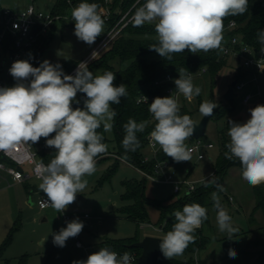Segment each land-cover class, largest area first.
<instances>
[{"label": "clouds", "instance_id": "9594fccd", "mask_svg": "<svg viewBox=\"0 0 264 264\" xmlns=\"http://www.w3.org/2000/svg\"><path fill=\"white\" fill-rule=\"evenodd\" d=\"M248 6L249 0H144L142 5L135 7L131 19L136 27L154 23L158 43L149 48L163 59L172 60L174 53L185 50L193 54L223 51L224 19L243 15ZM98 8V4L84 0L71 11L74 34L89 45L104 30ZM258 42L264 45V30L258 32ZM9 71L17 83L13 87H0V151L6 155L18 153L23 146L46 138V146L55 148L56 152L47 165L42 162L35 165L34 172L40 180L38 188L47 196L41 206L63 213L87 187L85 177L96 171V158L107 153L108 144L104 142L103 133L112 131L117 115L111 106L127 97V86L123 83L115 86L116 76L112 71L94 75L86 62L78 64L75 75L65 74L60 64L53 65L48 60L38 67H33L28 60H17ZM178 73L179 78L174 80L178 96L183 95L189 101L199 96L201 88L193 84L191 73L185 68H180ZM77 93L86 94L84 109L72 107L73 102L79 103ZM178 96L156 97L149 104L148 111L156 122L150 136L174 161H191L192 149L185 141L193 136L195 124L188 114H180ZM143 99L147 103V97ZM216 107V102L206 100L200 104L199 112L209 117ZM249 111L250 119L245 123L228 120L230 142L225 145L224 156L228 160H238L242 178L257 187L264 184V105ZM148 123L129 118L123 125L122 147L126 153L140 147L137 134L144 132ZM101 126L103 133L97 131ZM53 133L54 138H48ZM25 159H31V155L26 153ZM203 183L205 187L215 185L217 189L211 196L219 231L229 237L235 235L238 229L233 226L218 194L225 189L214 175ZM173 215L176 223L159 243L161 253L168 260L183 255L188 245L195 241V231L208 219L207 209L197 203L187 204ZM83 227L79 219L67 222L65 228L52 234L53 243L64 247ZM228 255L234 259L236 252L230 249ZM133 261L129 252L118 255L102 247L86 260L73 261V264H133Z\"/></svg>", "mask_w": 264, "mask_h": 264}, {"label": "rangeland", "instance_id": "374dc122", "mask_svg": "<svg viewBox=\"0 0 264 264\" xmlns=\"http://www.w3.org/2000/svg\"><path fill=\"white\" fill-rule=\"evenodd\" d=\"M57 1L0 0V10L13 9L21 12L34 6L37 11L47 15L52 12ZM67 23L57 20L54 29L49 28L53 38L42 55V62L48 60L54 64L71 59L80 63L86 59L94 45L99 43L100 37H97L91 45L79 40L74 34L75 27ZM106 30L107 26L104 25L102 33ZM231 31V27L223 30L221 47L230 45L233 36L237 38L238 44H241L240 34H232ZM256 57L254 51L249 48L235 49V52L227 55V63L217 74L215 83L212 82L209 72H200L192 77L193 84L201 88L200 97L203 102L211 100L227 107L225 111L209 121L205 135L199 138L200 150L205 153V158L198 160L197 155L193 154L191 161L176 162L168 157L166 171L172 173L173 177L167 181L166 176L162 175L153 181L152 187L150 179L147 178L146 195L151 192L152 199L167 203L175 197L174 185L181 186L180 194H176L181 196L187 191L184 182L198 185L214 174V164L217 162L221 149V133L228 129V120L245 123L250 119L249 109L264 105V70L254 72L244 67V61L256 59ZM159 58L158 53L150 56V59ZM110 63L118 67L117 60H112ZM238 70L243 73L240 81L245 86L242 90L235 91L238 95L226 102L223 96L231 82L236 79L235 74ZM101 73L100 69L94 70L95 75ZM247 93H250L252 97L250 102L245 104L243 98ZM79 94L77 93L76 99ZM185 105L193 122H199L203 115L199 112L198 96L193 97L191 101L186 99ZM54 135L55 133L50 134L48 138H54ZM105 136L107 139L105 143L108 144L107 153L96 163V171L85 177L88 181L85 190L76 195L75 202L70 204L63 213H57L51 207L40 209L37 201L45 195L44 193L30 192L24 183L15 182L11 176L0 171V246L6 244L11 237L0 264H6L7 261V264H19L24 256L23 264H73V261L87 259L85 251L76 247L77 240L84 244L97 245L96 243H101L105 238L118 240L136 235L140 239L148 235L160 236L161 233L157 228L160 226L161 211L157 207L147 206L149 213L147 223L150 224H138L132 219L119 215L118 209L124 204L121 197L124 192L123 181L133 178L143 179L144 176L137 168L117 159L114 153V126L110 133H105ZM41 139L32 145L39 146ZM185 143L190 147L197 144L198 139L192 136ZM208 144H213V147L207 148ZM108 152H113L115 155ZM145 152L151 160L154 159L151 149L146 148ZM99 158L98 156L96 159ZM112 170L113 173L107 177ZM241 173L240 163L227 167L220 182L225 191L218 193L221 205L228 210L232 224L238 232L229 237L227 233L219 231L216 223V209L211 196L217 189H213L207 205L208 222L203 224V230L209 237V242L206 248L195 255L197 264H264V260L260 259L261 251L264 249V213L256 207L253 186L242 178ZM28 182L38 189L40 183L38 180L33 178ZM209 186L213 188L215 185ZM231 196L233 200L230 199ZM86 214L89 218H82L84 227L80 234L69 238L64 247L53 243L52 234L58 233L61 228L67 226L66 216L84 217ZM230 249L236 252L234 259L228 255Z\"/></svg>", "mask_w": 264, "mask_h": 264}, {"label": "trees", "instance_id": "16d2710c", "mask_svg": "<svg viewBox=\"0 0 264 264\" xmlns=\"http://www.w3.org/2000/svg\"><path fill=\"white\" fill-rule=\"evenodd\" d=\"M136 1L137 0L113 1L111 19L107 24L109 30ZM81 2H84V0H58L52 12L55 14L68 13L73 5L78 6ZM86 2L98 4L99 12L100 9L105 6V0H86ZM1 12L2 10H0V13ZM232 21H234L236 25L232 28L231 33L240 34L241 44L247 45L255 54L259 55L261 49L264 48V45H261L258 42V32L264 30V0H249L247 12L243 15L229 16L224 19V29L229 27V24ZM62 22L67 21L62 20ZM70 24L75 25V22ZM50 29L53 30V27ZM1 31L2 28L0 26V32ZM52 38L53 36L50 33L47 36H41L33 46L28 48L22 60H28L33 67H38L42 63V55ZM157 43L158 38L154 24L146 23L143 26L136 27L133 26L131 21L120 31V33L98 57L87 64L89 70L92 71L93 74L96 69H100L102 71L101 74L105 71L114 72L116 76V79L113 82L114 85L119 86L123 83L127 86V97H122L120 104L111 106L117 113L113 121L115 130L114 153L117 155V158L123 159L135 167L146 170L152 174L155 173L154 166L156 160L152 159L151 161L144 162V150L147 147V137L153 130L156 122L148 111L149 106L145 103H139L138 98L142 95L158 97L165 96L167 84L163 83L162 80L167 74L179 77L178 70L180 68H185L192 73H199L202 68H206L207 72L211 75L212 82L215 83L217 74L227 63V55H224L223 51L219 49L197 54L185 50L182 53H174L172 60H165L162 57L159 59H150L151 55L157 53L154 50H151L149 46ZM112 60L118 61V67H115L110 63ZM55 64H60L64 73L69 75L78 66L79 62L70 59L54 63L53 65ZM241 77H243V73L238 70L235 74V78L240 79ZM6 83L9 87H13L17 81L11 75L6 78ZM25 83H28V81H25ZM85 98L86 94L80 93L77 101L84 102ZM202 102L203 101L199 95L198 105L200 106ZM226 107L227 106L221 104L219 111L215 113L214 117H217L222 111H225ZM181 114L190 115L185 104L181 108ZM129 118L135 119L137 122L149 121V123L144 132L137 134L140 141V147L134 152L129 151L126 153L125 149L122 147V140L125 135L123 125L127 123ZM228 129L221 133L220 154L216 164H214V177L219 185L227 167L235 163H240L236 159L228 160L224 156V153L227 151L225 145L230 142V137L227 135ZM97 131L103 133L102 126ZM103 135L105 138L104 142H106L107 139L105 133H103ZM35 149L38 158L46 163L51 161L56 152L55 148L46 146V140L44 138L41 139L39 146ZM112 173L113 170L108 173L107 177ZM146 182V177L143 179L133 178L123 181L124 192L121 197L124 204L119 207L118 213L120 216L132 219L138 224H141L149 222L147 206L152 205L157 207L161 211L159 224L162 226L160 231V236L162 237L170 231L176 223L173 215L174 211H182L185 205L192 203L200 204L207 209L210 193L213 189H216L215 186L213 188H210V186L205 187L204 183L200 182L196 185L195 190L181 196L174 193L175 197L170 199L169 202L164 203L146 196ZM253 191L257 201L256 207L261 209L264 213V184L253 187ZM207 216H209L208 211ZM206 222H208V219L204 221L203 224ZM203 224L195 231V241L188 245L183 255L173 257L170 260L165 258V261L168 264H197L194 259L195 255L206 248L209 242V237L204 233ZM10 240L11 237L8 238L6 244L0 246V260L3 258L5 247ZM138 240H140L138 235L118 240L106 238L101 244L106 248L121 252L136 251L138 255H140L141 249L129 247V244ZM24 259L25 256L19 264H23V262H25ZM260 259L264 260V249L261 251ZM7 263L8 261L6 264Z\"/></svg>", "mask_w": 264, "mask_h": 264}, {"label": "built area", "instance_id": "2783aa9c", "mask_svg": "<svg viewBox=\"0 0 264 264\" xmlns=\"http://www.w3.org/2000/svg\"><path fill=\"white\" fill-rule=\"evenodd\" d=\"M114 0H105V6L100 9V13L104 20V25L107 26L108 22L111 19V8L112 3ZM144 0L137 1L121 16V18L116 22V24L109 30L107 26V30L105 33H101L100 41L97 44V47L90 53V55L83 61L87 64L90 63L93 59L98 57L104 49L112 42V40L120 33L122 29H124L131 21V17L135 11V7H138ZM144 3V2H143ZM142 3V4H143ZM141 4V5H142ZM79 5V4H78ZM76 7L73 5L68 13L65 14H55L50 12L47 15L44 13L37 11L34 6H30L28 9L18 12L13 9H5L2 10L0 13V26L2 31L0 32V60H3V65L0 66V87H9L6 83V78L11 76L10 68L11 65L17 61L22 60L25 56L28 48L33 46L41 36L47 34L50 26L53 22L57 20H65L68 23L74 22L71 18V11ZM236 23L234 21L230 22L229 27H235ZM239 46V47H238ZM223 54L229 55L231 52H235L236 50H245L246 48L251 49L247 45L238 44V40L235 36L231 39V44L222 46ZM252 50V49H251ZM253 51V50H252ZM256 59H250L244 61V67L252 69L254 72L264 70V51H261L256 54ZM3 67V68H2ZM78 67V66H77ZM77 67L69 74L75 75ZM207 72L206 68H202L199 73ZM192 77L197 73L190 72ZM179 77H175L171 74H167L165 78L162 80L163 83L167 84L166 87V95L163 97H177L178 93L176 91V85L174 80ZM245 84L238 79V82L235 86V91L242 90ZM147 97V103L143 99ZM158 96H148L142 95L138 98L139 103H145L149 106L150 103L153 102L154 98ZM252 95L247 93L243 98V103L247 104L250 102ZM179 104H180V111L182 106L185 104L186 98L183 95L178 96ZM151 133V132H150ZM200 139H198L197 144L191 145L189 148L192 149V155H197L198 160H202L205 158V153L200 150ZM147 147L150 148L154 154V160H156L154 166V174L149 173L146 170L140 169L142 174L149 179L157 180L160 176L165 175L167 181L173 177L172 173H168L166 171V167L168 166L167 158L159 161L158 157L163 154L162 149L158 144H155L152 140L150 134L147 137ZM213 144H208L207 148H212ZM30 154L31 159H25V154ZM151 161V159L145 155L144 162ZM42 162L43 164L47 165L48 163L40 160L37 155V151L35 147L31 145L23 146V149L18 153H12L10 155H6L4 152L0 151V171L6 173L7 175L11 176L13 181L18 183H24L31 179H37L34 169L36 163ZM20 168V169H19ZM214 175V174H213ZM206 180V179H205ZM203 180L202 182H204ZM40 182V180H38ZM185 187L187 189L186 193H189L196 188V184L188 183L187 181L184 182ZM39 193H42L39 188L37 189ZM174 193L180 194L181 186L179 184L174 185ZM232 199V198H231ZM42 201H47V196H41L38 201L37 205L40 209L44 210L48 208V206H41ZM84 219H88L89 215L86 214L84 217L76 216H66V220L68 222L79 219L80 221ZM161 231L162 226L157 228ZM76 246L81 248L85 251L86 257L90 254L99 251L100 248L104 247L102 244H84L81 241L77 240ZM116 252L118 255H123L124 252L110 249ZM132 257H134L133 264L138 263L140 255L136 251L129 252Z\"/></svg>", "mask_w": 264, "mask_h": 264}, {"label": "water", "instance_id": "95a60500", "mask_svg": "<svg viewBox=\"0 0 264 264\" xmlns=\"http://www.w3.org/2000/svg\"><path fill=\"white\" fill-rule=\"evenodd\" d=\"M237 82L238 79H234L231 82L228 90L225 92L223 98L226 102H229L231 99H233L238 95L235 92V86ZM72 107L73 109L76 108L84 109V102H80V101L79 103L75 102L72 104ZM220 107L221 105H218V107H216L213 110L212 116L209 117L203 116L199 122H194L195 128H194L193 137L199 139L205 135L209 121L214 117L215 113L219 111ZM166 158H168V156L165 153H163L158 157V160L162 161ZM161 238L162 236L148 235L138 241L129 244L130 248L141 249V254L137 264H168L165 261V257L163 256V254L159 249V243Z\"/></svg>", "mask_w": 264, "mask_h": 264}, {"label": "crops", "instance_id": "0c3cea01", "mask_svg": "<svg viewBox=\"0 0 264 264\" xmlns=\"http://www.w3.org/2000/svg\"><path fill=\"white\" fill-rule=\"evenodd\" d=\"M68 25H71L70 23H67ZM73 27H75V25H72ZM50 27H53V29H54V27H55V22H53L52 23V25L50 26ZM49 34V30H48V32H47V34L46 35H44V36H47ZM98 37H100V36H98ZM96 40H97V38H96ZM52 41V40H51ZM51 43V42H50ZM49 43V44H50ZM49 46V45H48ZM47 46V47H48ZM46 47V48H47ZM97 47V43L94 45V47H93V49L90 51V53L95 49ZM46 50V49H45ZM45 52V51H44ZM90 53L87 55V57L90 55ZM44 54V53H43ZM86 57V58H87ZM68 60V59H67ZM67 60H65V61H67ZM70 60V59H69ZM3 60L1 61L0 60V66H2L3 65ZM3 68V67H2ZM250 94V93H249ZM36 147V146H35ZM146 148H148V147H146ZM150 149V148H149ZM145 151V150H144ZM152 151V150H151ZM108 154H112V155H115L113 152H108ZM104 155L105 154H102L101 156H99L100 158L97 160L96 159V163L97 162H99L101 159H103L104 158ZM145 155H146V152H145ZM102 157V158H101ZM106 157H108V156H106ZM105 157V158H106ZM117 159H119V158H117ZM121 162H123V163H125V164H129V165H131V166H133V167H135L134 165H132V164H130V163H128V162H126L125 160H123V159H119ZM135 168H137L139 171H140V173L142 174V172H141V170L138 168V167H135ZM1 173V172H0ZM4 175V174H3ZM143 175V174H142ZM144 176V175H143ZM145 177V176H144ZM215 178V177H214ZM153 179H150V182H151V187H152V185H154L153 184ZM29 182L27 181V182H24V184H25V186H26V188L30 191V192H33V193H38V190L36 189V188H34L33 187V185H30V184H28ZM173 192H174V190H173ZM146 196H148L149 198H152L153 197V195H152V193L150 192V194H148V195H146ZM232 198V199H231ZM230 199L231 200H233V197L231 196L230 197ZM145 224H150V223H145ZM160 227V226H159ZM158 230V229H157ZM159 231V230H158ZM160 232V231H159ZM133 237V236H132ZM106 239V238H105ZM105 239H103V240H105ZM109 239V238H108ZM102 240V241H103ZM101 241V242H102ZM96 244H101V243H96ZM77 247V246H76ZM78 248V247H77ZM79 249H81V248H79ZM85 256H86V254H85ZM87 258V257H86Z\"/></svg>", "mask_w": 264, "mask_h": 264}]
</instances>
